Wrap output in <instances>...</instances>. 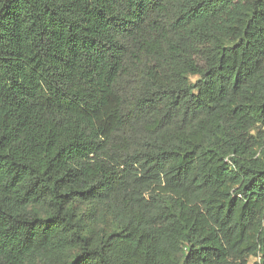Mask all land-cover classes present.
<instances>
[{"label":"trees","instance_id":"trees-1","mask_svg":"<svg viewBox=\"0 0 264 264\" xmlns=\"http://www.w3.org/2000/svg\"><path fill=\"white\" fill-rule=\"evenodd\" d=\"M252 258L264 0H0V264Z\"/></svg>","mask_w":264,"mask_h":264},{"label":"rangeland","instance_id":"rangeland-1","mask_svg":"<svg viewBox=\"0 0 264 264\" xmlns=\"http://www.w3.org/2000/svg\"><path fill=\"white\" fill-rule=\"evenodd\" d=\"M196 79H197L196 77L192 78L193 81H195ZM100 226H101V224L99 223V227H100ZM249 264H255V260H254V258L250 259Z\"/></svg>","mask_w":264,"mask_h":264}]
</instances>
